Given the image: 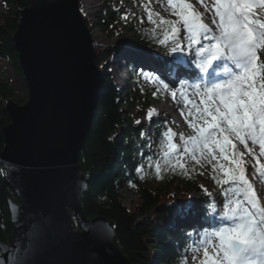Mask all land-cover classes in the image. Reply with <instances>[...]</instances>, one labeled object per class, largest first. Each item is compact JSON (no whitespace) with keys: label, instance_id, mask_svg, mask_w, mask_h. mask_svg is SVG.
<instances>
[{"label":"water","instance_id":"water-1","mask_svg":"<svg viewBox=\"0 0 264 264\" xmlns=\"http://www.w3.org/2000/svg\"><path fill=\"white\" fill-rule=\"evenodd\" d=\"M79 0H30L13 45L27 87L9 100L0 164L16 201L0 264H128L115 223L88 218L90 174L79 156L91 131L104 75Z\"/></svg>","mask_w":264,"mask_h":264},{"label":"snow or ice","instance_id":"snow-or-ice-1","mask_svg":"<svg viewBox=\"0 0 264 264\" xmlns=\"http://www.w3.org/2000/svg\"><path fill=\"white\" fill-rule=\"evenodd\" d=\"M196 2L203 12L190 0H167L175 20L146 9L148 22L161 30L158 43L172 53L193 57L191 62L198 71L189 74L195 82L187 87L200 98L195 103L186 91H181L189 107L187 116L193 117L188 120L185 116L193 134L187 138L181 134V145L174 142L177 134L167 128L162 134L167 142L162 153L164 164L162 167L157 162L154 170L156 177L162 179V172L169 169L179 168L187 174L185 164L181 163L185 156L197 165L216 161L214 172L223 174L217 183L230 185L228 191L235 198L229 199L227 191L223 193L225 211L215 227L210 225L202 233L203 238L193 251L202 248L201 264H264V204L246 167L251 164L254 174L264 176V163L260 162L264 158V0ZM154 15L159 17L158 23ZM142 74L169 89V84L155 73ZM177 95L175 90L171 91L173 100ZM181 115L184 116L183 111ZM148 118H152L151 112ZM238 145H243L245 151H240ZM245 152L252 157L251 161L243 159ZM136 171L142 172L143 167ZM209 203L210 208L215 206Z\"/></svg>","mask_w":264,"mask_h":264},{"label":"trees","instance_id":"trees-1","mask_svg":"<svg viewBox=\"0 0 264 264\" xmlns=\"http://www.w3.org/2000/svg\"><path fill=\"white\" fill-rule=\"evenodd\" d=\"M0 2L5 7V13L0 15L1 154L4 147L1 131L10 123L5 103L12 100L22 106L28 100L27 87L13 45V35L19 12L30 6V0ZM107 3H103L104 7L98 14V27L107 36L113 37L114 34L109 29L124 23V20ZM159 17H153L157 23ZM134 38L143 49L162 50L167 57L164 56L166 63H174L180 57V53H172L166 45L158 43L162 33L152 23L144 31L134 32ZM112 58L111 50H105L96 54L95 63L107 74ZM1 63L9 66L14 78L20 83L21 90L13 84L8 73L1 69ZM132 76L138 82L139 76L133 72ZM153 98L156 100L157 96L146 92L137 94L139 103L145 108L151 106L150 100H154ZM134 105L131 102L125 104L119 89L104 78V88L98 99L94 122L79 156V164L91 176L89 189L81 200V208L88 218L103 217L115 223L117 237L128 264H185L184 253L190 248V239L188 234L182 233L187 228L181 211L187 210L191 205H169V194L164 188H154L153 183L161 186L180 183L182 186H176V189L181 197H189L190 193H195L199 197V215L204 220H208L211 201L198 183L200 178L208 177L219 193L224 189L228 192V197H235L228 191L230 185L217 183V180L223 179V174L214 172L213 165L216 161L211 164L202 162L201 165L193 161L190 167H185L187 174L179 168L175 171L169 169L162 172V179L157 178L154 170L156 162L150 150L147 128L152 127L157 144L165 146L167 142L162 134L169 128L168 122L157 116L149 119L145 115L144 123L136 125L131 116ZM142 132L144 135H141ZM160 163L163 167V158ZM141 166L143 171L137 172L136 169ZM122 182L141 198L143 204L139 213L131 212L122 203L119 190ZM9 201L15 202L16 199L8 185L6 172L0 164L1 243H8L13 233Z\"/></svg>","mask_w":264,"mask_h":264},{"label":"rangeland","instance_id":"rangeland-1","mask_svg":"<svg viewBox=\"0 0 264 264\" xmlns=\"http://www.w3.org/2000/svg\"><path fill=\"white\" fill-rule=\"evenodd\" d=\"M91 2L93 4L90 6V15L87 17L83 16V18L90 28L93 41L96 42V54L99 52H104L105 50H111L113 57L109 61V74H105V71L102 70L104 78H106L108 82H110V79L113 81L115 86L119 89L120 96L125 104L129 102L135 104L131 110V116L135 123L136 121H140L141 123L139 124L144 123L145 115L148 116V113L151 112L152 117L157 116L167 120L169 128H171L177 134V136L174 138V142L182 145V141L179 140V136L181 134L178 135V132H181L185 138L192 135L193 133L185 120V116H187L189 107L185 105L184 98L180 95V93L181 91H186L188 98L195 103H199L200 98L198 96L192 95L193 90H187V85L190 83V81L184 77L181 78V84L178 88H174L173 85H171L170 80L175 78L176 75L174 76V73L177 71L175 67L173 68V66L178 65V63L169 64L168 62L164 65V62L160 61L162 59V55L163 58L165 56L162 50L159 48L155 50L143 49L134 38V32L144 31L149 27V22L147 19L148 11H146V9L150 10L153 14L159 13V16L163 17L164 19H177L171 14L172 9L167 4V0H91ZM104 2H108L107 4L114 11L119 13V15L122 16L124 20V23L112 26L109 29L111 32H113V37L107 36L98 27V14L104 7ZM190 2L197 6L195 0H190ZM79 4L81 9L83 4L80 2ZM4 13L5 7L0 2V15ZM142 20L143 22H141ZM181 35L183 36V33H181ZM126 48L132 52L124 54L122 50H125ZM159 52L162 54L161 56H159ZM187 55V58L192 57L189 54ZM182 56L183 59H181L183 62H185L184 53ZM159 57H161V59ZM130 64L131 66H129ZM1 69L8 73L13 84L19 90H21V85L14 78L9 66L6 63H1ZM132 72L139 76L138 82L135 78H133ZM143 72L155 73L159 79L164 80L169 84V89H164L159 80L154 78L146 79L142 74ZM109 75L112 77L109 78ZM128 77L131 78L128 80ZM172 90H175L178 93L175 100H173L171 96ZM143 92L157 96L156 100L154 98V100H150L151 106L149 108H145L139 103V100L137 99V94L142 95ZM163 104H166L168 107L167 113L160 111ZM126 109L127 108L125 106V110ZM181 111L184 112V116L181 115ZM187 119L192 120L193 117L187 116ZM139 124L136 123V125ZM147 136L150 150L155 157V162L160 163L163 158L162 153L166 150L167 144L165 146H160L157 144L152 127L147 128ZM238 147L240 151H245L243 145H238ZM249 147H252L251 143L249 144ZM255 151L258 154V146H256ZM243 159L245 161H251L252 157L245 152ZM260 162L264 163V158H261ZM181 163H184L185 167H190L193 161L189 156H185ZM246 167L248 168V178L253 183L261 199H264V176L261 180H259L257 179L259 176L258 174H254L251 164H247ZM198 183L201 186V189L210 198L212 204L215 205L210 209L208 220H205L206 222L203 221L199 215V210L197 208V201L199 200V197L195 193H190L189 197H181V195L178 193V190L176 189V186H182L180 183H175L174 186H161L159 183L155 182L152 185L154 188H164L166 190V193L169 194V199L171 198L169 205H191L187 210L184 209L181 211L182 218H187L189 222L192 220L195 221V223H193L191 226H189L188 223L187 232H182L184 234H190V248L186 249L184 253L185 264H201L203 260V250L201 248L199 251H193V248L197 247L199 241L203 238L202 233L206 229H209L210 225L215 227L219 215L225 211L223 207V202L225 200L223 193L226 191L222 189L221 193H219L214 186V182L208 177L200 178ZM119 190L121 201L126 206V208L131 212L139 213V210L143 204L141 198L128 187H125L123 182L119 186ZM228 198L234 199L233 197ZM213 213H216V215L213 216ZM172 231L175 230L172 228Z\"/></svg>","mask_w":264,"mask_h":264},{"label":"bare ground","instance_id":"bare-ground-1","mask_svg":"<svg viewBox=\"0 0 264 264\" xmlns=\"http://www.w3.org/2000/svg\"><path fill=\"white\" fill-rule=\"evenodd\" d=\"M196 1V0H195ZM79 2L81 3V4H83V6L81 7V13H82V15L83 16H85V17H87V16H89L90 15V6L93 4L92 2H91V0H79ZM208 2L210 3V0H208ZM196 4H197V2H196ZM194 7L197 9V10H199V11H201V12H203L204 11V9H203V7H201L199 4H197V6L196 5H194ZM257 11V14H260V10L259 9H257L256 10ZM207 15V14H206ZM205 22H208L207 20L205 21ZM183 33V32H182ZM100 43H102V42H100ZM93 46H94V49H97V45H96V42H94V44H93ZM123 51V53L124 54H128V52H132L131 50H129V49H125V50H122ZM184 57H185V62H183L182 61V59H183V56H182V59H180L179 61H178V65L176 66V72L174 73V76H175V78L173 79V80H170V82H171V85H173V87L174 88H178L179 87V85L181 84V78L182 77H184L185 79H187V80H189L190 81V83H194L195 82V80L194 79H192V77L189 75V74H192V73H195V72H197L198 71V69H196V67H195V65H193V63L191 62L192 61V59H193V57H191V58H187L188 57V55H187V53H184ZM161 61H163L164 62V65L166 64V61H167V59L166 58H162L161 59ZM181 62V63H180ZM129 66H131V64L129 65ZM230 66V65H229ZM110 69V68H109ZM108 69V70H109ZM108 74H109V71H108ZM112 76L111 75H109V78H111ZM110 82H112L113 83V81L110 79L109 80ZM114 84V83H113ZM115 85V84H114ZM188 91H192V89L191 88H188L187 89ZM102 93V92H101ZM160 111L161 112H168V107H167V105L166 104H163L162 106H161V109H160ZM179 134H182L181 132H178V135ZM261 204H264V199H261ZM184 219H185V217H184ZM202 219V218H201ZM204 221V220H203ZM185 227L186 228H188V223H189V226H191L193 223H195V221L194 220H192V221H190L189 222V220H187V218L185 219ZM190 228H192V227H190Z\"/></svg>","mask_w":264,"mask_h":264}]
</instances>
